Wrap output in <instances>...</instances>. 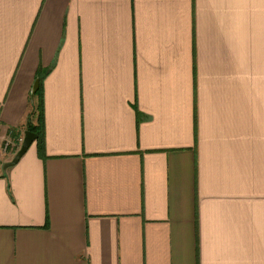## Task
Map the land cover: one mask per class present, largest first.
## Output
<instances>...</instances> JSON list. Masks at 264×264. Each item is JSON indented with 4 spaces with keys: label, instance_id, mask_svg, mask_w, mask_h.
I'll return each instance as SVG.
<instances>
[{
    "label": "crops",
    "instance_id": "crops-1",
    "mask_svg": "<svg viewBox=\"0 0 264 264\" xmlns=\"http://www.w3.org/2000/svg\"><path fill=\"white\" fill-rule=\"evenodd\" d=\"M0 264H264V0H0Z\"/></svg>",
    "mask_w": 264,
    "mask_h": 264
},
{
    "label": "trees",
    "instance_id": "trees-1",
    "mask_svg": "<svg viewBox=\"0 0 264 264\" xmlns=\"http://www.w3.org/2000/svg\"><path fill=\"white\" fill-rule=\"evenodd\" d=\"M47 71H39L37 79L40 81L39 90L35 95L37 100V106L33 112H31L27 119L25 130L37 135V148L40 158L47 159L45 150V120H44V96H43V82L46 78Z\"/></svg>",
    "mask_w": 264,
    "mask_h": 264
},
{
    "label": "water",
    "instance_id": "water-1",
    "mask_svg": "<svg viewBox=\"0 0 264 264\" xmlns=\"http://www.w3.org/2000/svg\"><path fill=\"white\" fill-rule=\"evenodd\" d=\"M39 86H40V81L36 80L31 90L32 99L35 98V95L39 90ZM36 140H37V135L26 131L24 134V139L21 148L19 149L13 160L4 165L3 167L4 171H7L8 169L15 167L21 161V159L26 155V153L29 151V149Z\"/></svg>",
    "mask_w": 264,
    "mask_h": 264
},
{
    "label": "built area",
    "instance_id": "built-area-1",
    "mask_svg": "<svg viewBox=\"0 0 264 264\" xmlns=\"http://www.w3.org/2000/svg\"><path fill=\"white\" fill-rule=\"evenodd\" d=\"M17 143H18V147H20L23 143V139L18 140L16 143L8 140L5 144V151L9 152L10 150H12L17 145Z\"/></svg>",
    "mask_w": 264,
    "mask_h": 264
}]
</instances>
